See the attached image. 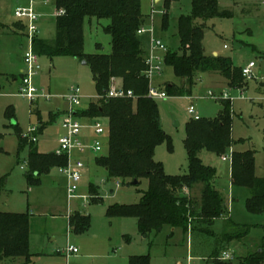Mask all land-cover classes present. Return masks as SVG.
I'll list each match as a JSON object with an SVG mask.
<instances>
[{
  "label": "rangeland",
  "instance_id": "374dc122",
  "mask_svg": "<svg viewBox=\"0 0 264 264\" xmlns=\"http://www.w3.org/2000/svg\"><path fill=\"white\" fill-rule=\"evenodd\" d=\"M47 1L45 4L42 0L34 2V12L38 16L34 22V36L43 41L55 37L56 9L51 0ZM158 3L141 0V14L146 18L142 27L146 32L140 35L142 48L149 52L151 39L157 38L167 50H177V20L190 13L191 0H179L171 5L168 10L169 28L165 32L161 30L162 3ZM17 7L28 8L29 1L0 0V179H5L4 189L0 192V213L28 214L29 253L33 264H126L127 259L134 256H148L149 264H209L210 252L216 244L215 239L206 233H184L179 228L164 226L144 237L138 230L136 219L107 217L109 205L137 204L148 184L142 180L135 187L108 179L105 169L95 163L97 155L90 151L86 152L87 155L73 154L72 161L80 160L85 166L73 199L68 197L67 177L59 174L57 168L39 176L36 184L28 182L27 175L31 171L28 145L31 142L22 135L36 128L34 147L37 151L55 153L58 140L66 133L62 112L68 110L64 97L70 88L78 87L80 90V106L74 108V112L86 111L91 103L96 102L98 94L91 69L86 64L69 56H39L40 72L33 78V84L48 92L50 99L31 102L20 95V82L12 81L23 66L19 47L23 48V56L29 50L30 42L25 36L11 33L10 28L17 22L25 26L24 33H27L28 21L17 20L13 16ZM218 8L231 15L204 22V52L207 56L215 54L229 58L236 69L253 62V78L243 81L246 83L243 86H235L242 87L241 95L239 89L228 86L221 74L199 73L189 95H167L164 100H155L161 127L168 139L155 148L154 160L168 176L187 174L186 140L188 128L193 123L188 108L193 107L201 121H215L223 111L221 100L230 101V138L233 144L223 154L205 148L199 153V158L203 165L215 170L214 187L224 199L230 220L251 226L245 239L240 243L232 242L226 249L232 259L221 260L225 264H240L242 258L257 250L264 237V212L258 215L247 212L245 203L250 193L245 188L232 185L231 162H223L222 157H231L233 152H254L255 176L264 178V0H218ZM108 23V20L85 19L83 52L86 55L111 52V38L103 31ZM182 82L174 76L171 68L164 65L160 74L151 78V86L161 91L167 84L187 88L188 83ZM77 121L83 127L81 140L85 146L95 140L105 143L106 138L96 137L93 129L88 128L90 122L84 119ZM13 122L15 126L11 125ZM101 123L106 126L107 120ZM20 140L28 144L21 150ZM106 152L104 145L98 156ZM91 186L101 202L90 201ZM200 189L201 186H197L190 192L182 190L178 194L199 199ZM77 215L85 216L88 226L83 228L79 222L71 230L69 218ZM226 229V222L218 219L208 230L219 235ZM69 247L77 252L68 253ZM1 264H25V259H6Z\"/></svg>",
  "mask_w": 264,
  "mask_h": 264
},
{
  "label": "trees",
  "instance_id": "16d2710c",
  "mask_svg": "<svg viewBox=\"0 0 264 264\" xmlns=\"http://www.w3.org/2000/svg\"><path fill=\"white\" fill-rule=\"evenodd\" d=\"M51 1L57 13L62 11L63 14L56 15L55 38L52 42L37 38L32 40L34 53L38 57L69 56L79 62L84 61L91 69L98 96L105 95L111 79L118 81L125 90L132 91L136 96L135 100H96L86 111L73 113L77 120L84 119L86 122L96 118L107 120L104 143L107 152L94 160L96 165L105 169L108 179L119 181L122 185H131L133 181H137L135 187L142 180H146L148 184L137 204L110 205L106 209V216L136 219L138 230L144 237L164 226L179 228L184 233H206L215 239L216 244V248L210 252L209 261L212 264H225L220 259L222 254L232 242L240 243L245 239L251 226L236 224L230 220L224 199L214 187L215 170L203 165L199 153L206 148L223 154L233 144L230 138V101L221 100L223 111L215 121L193 119L186 140L188 173L166 175L162 166L154 160L155 148L168 137L162 130L155 101L146 97L149 80L145 77V61L148 52L142 48L138 35L146 19L141 14V0ZM178 1L162 0L161 30L164 32L169 28L168 10ZM230 15L228 11L219 10L218 0H191L190 13L177 20L178 49H166L167 52L163 54V65L171 68L174 76L183 80L182 83H188V87L167 84L164 86L167 95H189L195 76L206 72L221 74L230 88L246 84L243 83L242 69L234 68L229 58L207 56L204 52V22ZM86 18L109 21L103 27L104 33L111 38L109 54L86 55L83 52V23ZM10 30L13 35H17L25 32V26L19 22ZM97 49L100 50L101 47L97 46ZM7 113L13 117V114ZM11 125L15 126V122ZM19 142V150L28 145L21 140ZM28 146V165L31 170L27 175L29 183L36 184L39 176L47 174L52 168L66 165L65 156L39 153L34 143ZM254 154L250 151L232 153L231 183L249 191L250 198L246 200L245 208L248 213L258 215L264 212V178L255 176ZM4 185L5 179L1 178L0 192ZM197 186H201L199 199L178 194L182 190L190 192ZM89 191L90 201L100 202L95 188L91 186ZM218 219L224 220L227 228L219 235L208 230ZM79 222H82L83 228L88 226L85 216L77 215L71 220L72 226H78ZM31 257L28 214L0 213V263L6 259L23 258L25 264H32ZM129 264H149V257H130ZM240 264H264V237L257 250L242 258Z\"/></svg>",
  "mask_w": 264,
  "mask_h": 264
},
{
  "label": "built area",
  "instance_id": "2783aa9c",
  "mask_svg": "<svg viewBox=\"0 0 264 264\" xmlns=\"http://www.w3.org/2000/svg\"><path fill=\"white\" fill-rule=\"evenodd\" d=\"M63 12L59 11L57 15H62ZM14 18L17 20H27V38L29 39L30 46L29 50L23 54L24 70L20 77L19 92L20 95L27 100L33 102L38 99H50L48 93L42 89H38L33 84V78L40 72V66L38 64V56L34 53L32 47V40L34 39V34L36 33V28L34 27V22L37 20L38 16L35 14L33 9V1L28 8H16L13 12ZM146 32L144 28L138 31V35H142ZM157 52H166V47L160 39L152 38L150 43V51L146 57L147 70L145 72V77L149 80V88L146 97L155 100H164L167 98V94L160 89L153 88L151 86V78L154 75L160 74L163 66V55H159ZM254 68V63L250 62L241 70V75L244 81H249L253 78L252 69ZM239 89L242 95V88ZM212 94H210L211 96ZM226 98V95H224ZM65 101L68 103V112L63 121V128L66 130L64 136L58 140V149L54 153L57 156L66 157V165L64 167H59L58 173L67 177L68 186L67 193L70 199L75 198V193L77 191L76 185L81 181V174L85 169L84 163L80 160L72 161L73 154L84 155L86 152L90 151L93 155H98L103 150V141L95 140L91 145L85 146L81 140L82 126L79 124L77 119L73 116L74 108L80 106V90L78 87H71L67 95L64 97ZM100 99H136V96L130 90H125L122 85L115 79H111L110 86L104 96H97L96 100ZM190 116H193L194 120H198L199 117L195 115L194 108L189 107L187 110ZM104 119L96 118L89 122L88 128L93 129L96 137H106V126H103L101 122ZM37 129L31 128L29 133L22 135L24 139H28L31 143L37 142L36 134ZM34 134V135H33ZM223 162L230 161L231 157L223 156ZM22 169V168H21ZM68 253L75 254L77 250L75 248L69 247L67 249ZM222 261H229L232 259L230 253H223L221 258Z\"/></svg>",
  "mask_w": 264,
  "mask_h": 264
},
{
  "label": "crops",
  "instance_id": "0c3cea01",
  "mask_svg": "<svg viewBox=\"0 0 264 264\" xmlns=\"http://www.w3.org/2000/svg\"><path fill=\"white\" fill-rule=\"evenodd\" d=\"M29 1V6H30V4H31V0H28ZM33 1V9H34V2H35V0H32ZM48 1L47 0H42V3H47ZM159 2V3H158ZM53 3V2H52ZM154 3H158V4H161L162 3V0H158V1H155L154 0ZM54 5V4H53ZM55 7V6H54ZM18 8V7H17ZM16 9V8H15ZM56 9V8H55ZM56 15H57V10H56V13H55V15H54V17L56 18ZM17 23H19V22H17ZM25 31H26V28H25ZM17 35H21V36H25V37H27V33L25 34L24 32H22V33H18ZM34 38H36L35 36H34ZM55 38V37H54ZM54 38L53 39H50V40H45L46 42H48V43H50V42H52L53 40H54ZM22 51H23V48L20 46L19 47V52H21V59H22V63H23V66H22V68H19V71H18V75L17 76H13V83H18L19 84V82H20V77H21V75H22V73H23V70H24V62H23V56H22ZM214 56V55H213ZM217 56V55H216ZM42 90H44V89H42ZM45 91V90H44ZM46 92V91H45ZM69 92V91H68ZM46 93H48V92H46ZM67 112H68V110L66 109V110H64L63 112H62V114L63 115H65L66 116V114H67ZM87 123H88V121H87ZM87 155V154H86ZM89 190H90V188H89ZM89 198H90V191H89ZM249 199V198H248ZM101 201H102V199H101ZM100 201V202H101ZM99 203V202H98ZM110 206V205H109ZM108 208V207H107ZM71 220H72V218L70 217L69 218V221H70V228H71V230H73V229H75V227L74 226H72V224H71ZM72 254V253H71ZM130 258V257H129ZM129 258L127 259V262H126V264H129ZM191 259V258H190ZM32 262V261H31ZM2 263V262H1ZM0 263V264H1ZM32 264H33V262H32ZM209 264H212V262L211 261H209Z\"/></svg>",
  "mask_w": 264,
  "mask_h": 264
},
{
  "label": "water",
  "instance_id": "95a60500",
  "mask_svg": "<svg viewBox=\"0 0 264 264\" xmlns=\"http://www.w3.org/2000/svg\"><path fill=\"white\" fill-rule=\"evenodd\" d=\"M155 1H158V0H155ZM215 56H216V55L214 54V57H215ZM82 64L85 65L86 63L83 61ZM135 185H137V181H133V182L131 183V186H135Z\"/></svg>",
  "mask_w": 264,
  "mask_h": 264
}]
</instances>
